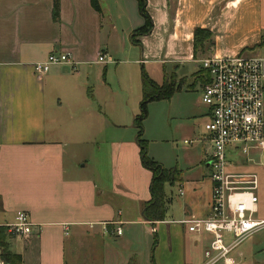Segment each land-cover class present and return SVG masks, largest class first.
Wrapping results in <instances>:
<instances>
[{"label": "crops", "instance_id": "1", "mask_svg": "<svg viewBox=\"0 0 264 264\" xmlns=\"http://www.w3.org/2000/svg\"><path fill=\"white\" fill-rule=\"evenodd\" d=\"M144 1L152 28L136 35L145 25L137 0H97L99 12L90 0H59L57 20L53 0H0V242L22 264H77L82 242L102 264H148L146 239L150 264H204L210 236L188 228L209 215L207 154L191 178L178 169L181 182L164 187L165 220L146 221L151 174L133 128L139 107L123 124L104 114L114 96L108 68L131 70L128 94L141 101V72L161 70L162 83L167 71L252 53L264 39V0ZM197 30L208 39L195 44ZM53 52L68 53L71 64L36 75L33 65ZM108 126L119 135L108 140ZM83 145L98 158L91 176L87 160L73 163V148ZM20 212L32 224L26 238L8 233Z\"/></svg>", "mask_w": 264, "mask_h": 264}, {"label": "built area", "instance_id": "2", "mask_svg": "<svg viewBox=\"0 0 264 264\" xmlns=\"http://www.w3.org/2000/svg\"><path fill=\"white\" fill-rule=\"evenodd\" d=\"M104 60L103 56L98 58L100 63ZM69 64L68 53L53 52L43 62L34 64L33 70L36 75H44L52 67ZM201 69L207 73L201 97L207 107L205 133L183 143L202 142L210 148V208L208 217L192 221L188 230L210 236L203 253L204 264H235L232 253L236 248L264 230V219L255 217L257 177L250 172H237L238 165L232 160L247 157L249 150L259 151L264 159V59L248 54L210 58L202 62ZM31 228L28 216L20 212L14 224L8 226V233L26 238ZM114 233L121 236L118 225ZM0 264H5L1 248Z\"/></svg>", "mask_w": 264, "mask_h": 264}, {"label": "rangeland", "instance_id": "3", "mask_svg": "<svg viewBox=\"0 0 264 264\" xmlns=\"http://www.w3.org/2000/svg\"><path fill=\"white\" fill-rule=\"evenodd\" d=\"M246 54L264 59V45L255 49L252 53ZM199 68H201V65L189 68L186 71L177 72L175 74V82L181 87V92L176 93L170 101L149 103L147 106V117L143 122V139L148 143L147 156L158 164L160 163L165 169L177 168L181 170L183 177L186 179L191 178L192 171H194L192 167L197 165L204 158V155L207 154L208 157L210 149L208 145L202 142H193L192 145L183 143L184 141H194L205 133L204 125L206 123L205 114L207 113V107L201 102L202 88L199 80L202 74ZM144 73L155 84L161 83L163 74L161 70H147ZM166 74L169 78L173 76L170 75V71H167ZM107 83L110 85L114 96L109 94L105 98L109 104H107L108 107H106L104 114L112 117V119L115 118L118 124L127 123L133 105L135 110L138 111V102H140V95L138 100H133L134 97L131 99V95L128 94V90L132 85V71L118 72V70L113 71L109 67ZM118 131L117 128L109 127L107 139L109 140L110 137H113L111 135L117 137L119 135ZM126 135L125 132L124 136L126 137ZM73 149L72 156H75V162L73 163L81 166L80 162L87 160L88 166L84 174L91 176L95 164L98 162L94 150L84 145L75 146ZM71 154V152H67L66 157H70ZM247 159H250V161L247 162ZM232 160L238 165L235 167L237 172H250L257 177L258 213L255 217L264 219V159L262 155L259 151L249 150L247 157L239 156ZM102 169L104 170L105 167ZM102 169L100 171L101 177L105 179L107 172L105 170L102 171ZM89 245L82 242L75 247L74 253L79 261L77 264H102V262H99L101 261V258H98L100 257L99 252L95 247L93 248ZM69 247L68 238H66V260H71L72 257ZM12 248L13 251L16 250L15 247ZM146 252V258L148 255L147 261L150 264L149 261L152 258L153 250L150 251L149 239H146ZM85 257L89 263L84 262ZM232 257L235 260V264H264V230L241 243L232 253Z\"/></svg>", "mask_w": 264, "mask_h": 264}, {"label": "trees", "instance_id": "4", "mask_svg": "<svg viewBox=\"0 0 264 264\" xmlns=\"http://www.w3.org/2000/svg\"><path fill=\"white\" fill-rule=\"evenodd\" d=\"M140 7V12L145 21L142 30L136 32V35L148 34L152 28L151 21L145 11V1L137 0ZM91 8L99 12L97 0H90ZM59 0H53V19L58 18ZM208 39V34L204 31L197 30L194 33L195 44L199 41L203 42ZM264 45V39L259 44V47ZM201 86L205 85L207 73L201 69ZM173 75V74H172ZM180 87L175 82V75L171 78L165 76L160 85L151 81L144 72H141V101L139 103V113L133 119V128L136 130V144L139 148V160L141 166L150 172L151 179L149 185L150 200L144 205L143 217L150 223L162 222L165 220V194L164 187L166 185H174L181 182V171L177 168L165 169L162 165L153 161L147 156L148 143L143 139V122L147 117V106L151 102L170 101L172 96L178 92ZM156 245V238L154 246ZM2 249V259L5 264H22V259L19 255L8 252V247L5 242H0Z\"/></svg>", "mask_w": 264, "mask_h": 264}, {"label": "water", "instance_id": "5", "mask_svg": "<svg viewBox=\"0 0 264 264\" xmlns=\"http://www.w3.org/2000/svg\"><path fill=\"white\" fill-rule=\"evenodd\" d=\"M208 166H209V164H208Z\"/></svg>", "mask_w": 264, "mask_h": 264}]
</instances>
